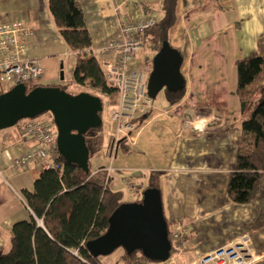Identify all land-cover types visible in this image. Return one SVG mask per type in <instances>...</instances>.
I'll return each mask as SVG.
<instances>
[{"label":"crops","instance_id":"0c3cea01","mask_svg":"<svg viewBox=\"0 0 264 264\" xmlns=\"http://www.w3.org/2000/svg\"><path fill=\"white\" fill-rule=\"evenodd\" d=\"M163 1L82 0L91 51L100 58V50L119 36L122 19L136 21L150 14L158 19ZM179 14L169 42L183 56L186 95L173 106L165 97L163 105L153 101L137 113L139 131L133 140L121 139L108 185L131 201L155 182L167 221L188 228L192 224L195 231L190 234L189 228L178 258L163 264H202L201 256L231 244H242L252 254L246 264H264V175L248 204L232 202L227 192L240 124L249 113L241 112L236 94V60L254 50L264 53V0H181ZM9 21H23L32 29L24 40L28 55L41 59L43 85L63 81L65 59L72 75L75 57L53 23L48 0H0V22ZM152 55L146 42L128 69H144L148 75ZM9 86L0 82V94ZM114 131L113 126L108 146ZM34 143L20 123L0 130V252L8 249L13 225L32 215L21 191L34 189L45 162L36 160L18 170L11 163ZM98 157L90 159L93 172L103 167L107 173L109 165L91 163Z\"/></svg>","mask_w":264,"mask_h":264},{"label":"trees","instance_id":"16d2710c","mask_svg":"<svg viewBox=\"0 0 264 264\" xmlns=\"http://www.w3.org/2000/svg\"><path fill=\"white\" fill-rule=\"evenodd\" d=\"M180 2L164 0L163 11L156 25L145 31V43L153 50L151 66L154 55L163 42L169 40L179 20ZM48 9L59 35L75 57L69 83L60 82L51 86H60L66 91L68 85L80 87L77 93L89 92L100 96L102 101L105 96L116 94V87L108 82L99 58L91 51L92 37L85 21L82 0H48ZM236 69V94L241 112L249 113L240 124L241 139L227 192L232 202L244 205L255 199L264 175V53L254 50L236 60ZM26 87L27 92L34 88L29 84ZM162 91L173 106L184 98L187 85L178 92H170L166 88ZM46 113L50 114L49 120L54 124L52 114ZM102 131L103 125L85 134L90 150L89 172L60 154L59 161L63 164L61 171L44 169L35 180L33 190L21 191L32 215L29 220L13 225L8 249L0 252V264H103L102 255L94 256L86 243L107 230L112 212L128 200L121 191L110 188L103 167L97 173L91 168L90 159L101 148ZM151 186L160 188L155 182L145 188ZM141 199L142 194L131 201L140 202ZM174 226L168 222L172 254L176 250L172 232ZM189 228L190 234H193L195 230L191 223ZM150 262L157 263L146 258L140 250L132 253L124 250L114 264Z\"/></svg>","mask_w":264,"mask_h":264},{"label":"water","instance_id":"95a60500","mask_svg":"<svg viewBox=\"0 0 264 264\" xmlns=\"http://www.w3.org/2000/svg\"><path fill=\"white\" fill-rule=\"evenodd\" d=\"M182 63L180 51L165 40L152 59L147 79V92L152 99L164 88L170 92L183 90L186 79L181 72ZM64 78L61 70V80ZM102 111L103 101L98 95L85 91L72 94L60 86L51 85L37 86L27 92L26 85L18 83L0 94V130L50 112L56 127L59 153L89 172L90 150L85 134L103 125ZM86 246L94 256L110 255L122 247L128 253L140 250L155 262L169 260L173 243L160 188H145L140 202L121 203L110 215L107 230L89 240Z\"/></svg>","mask_w":264,"mask_h":264},{"label":"built area","instance_id":"2783aa9c","mask_svg":"<svg viewBox=\"0 0 264 264\" xmlns=\"http://www.w3.org/2000/svg\"><path fill=\"white\" fill-rule=\"evenodd\" d=\"M157 21L153 14L136 21L120 20L119 36L109 40L100 50V63L108 82L116 87L117 94V104L111 112L115 131L108 149L111 159L110 165L106 167L108 177L113 170L112 161L121 139L133 140L139 131L137 113L153 104L147 92V73L139 68L129 70L128 65L143 48L145 31L156 25ZM32 33V29L23 21L0 22V82H8L11 86L18 83L32 87L43 85L41 59L28 55L24 40ZM20 127L35 143L12 159L11 168L26 169L31 162L41 160L45 162L44 169L61 171L63 164L59 161L53 122L45 118H28L20 121ZM133 187L129 185V188ZM172 232L176 250H180L178 246L188 236L189 228L179 224ZM252 258V254L242 244H231L201 256L200 261L202 264H246ZM174 259L172 254L169 260Z\"/></svg>","mask_w":264,"mask_h":264},{"label":"rangeland","instance_id":"374dc122","mask_svg":"<svg viewBox=\"0 0 264 264\" xmlns=\"http://www.w3.org/2000/svg\"><path fill=\"white\" fill-rule=\"evenodd\" d=\"M147 67H148V75H147V77H148L149 73H150V68L152 69V66L148 65ZM68 69H69V67H68L66 59H65V70H64L65 71L64 72L65 78L63 81H61L63 84H67L70 81L71 75H70V72ZM60 79H61V76H60ZM66 88L69 92L74 93V94L77 93V91L80 89V87L70 86V85L66 86ZM110 99L104 98V100H103L104 105H103V111L101 113L103 123H104V125H103L104 130L102 131L103 132L102 133V135H103L102 144H101V148L98 151L99 157L97 159L91 160V163L93 165L98 163V162L106 164V165H110V163H111V159H110V156L108 153L109 146L106 144V139H107V136L109 135V130H111L113 128V126H114V130H115V122L111 118V112H112V109L114 108V104L117 102V94L113 95ZM153 101H154V106L163 105L165 103L164 92L163 91L159 92V94L157 95L156 98L153 99ZM44 118L45 119H49V118L51 119V116L49 113H46V114H43V115L36 117L37 120H40V119L42 120ZM55 132H56V129H55ZM106 150H107V155L105 154ZM182 226H186V225L182 224ZM174 228L175 227H173V230H174ZM185 239H184V241H185ZM178 247H180V246H178ZM180 251L181 250H175L174 251V254H173L174 258H178V253ZM123 254H124V250L122 247H120V248L116 249L113 253H111L110 255L102 256V262H103V264H114L119 259V257L122 256ZM168 261L169 260H167L165 262L167 263ZM150 264H163V262H157V263L150 262Z\"/></svg>","mask_w":264,"mask_h":264},{"label":"bare ground","instance_id":"6f19581e","mask_svg":"<svg viewBox=\"0 0 264 264\" xmlns=\"http://www.w3.org/2000/svg\"><path fill=\"white\" fill-rule=\"evenodd\" d=\"M55 128V127H54ZM56 129V128H55Z\"/></svg>","mask_w":264,"mask_h":264}]
</instances>
